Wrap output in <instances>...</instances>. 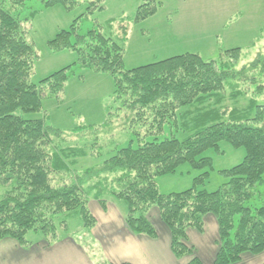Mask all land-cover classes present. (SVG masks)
<instances>
[{
  "label": "trees",
  "instance_id": "16d2710c",
  "mask_svg": "<svg viewBox=\"0 0 264 264\" xmlns=\"http://www.w3.org/2000/svg\"><path fill=\"white\" fill-rule=\"evenodd\" d=\"M25 1L0 0V182L11 187L0 200V241L9 238L30 248L34 242L27 237L35 232L46 237L49 244L55 243L67 229V222L57 219L74 211H79L85 228L92 229L97 220L89 203L97 201L106 209L113 198L126 206L127 227L136 235L152 239L158 233L148 215L157 208L170 231L173 255L178 260L191 258L187 264H203L194 256L188 231L204 233L207 215L216 218L219 228L214 264H239L246 254L263 255L264 206H254L253 201L257 187L264 183V99L258 102L264 85L250 97L237 83L248 72L247 67L237 69L242 50H226L218 61L186 54L127 71L126 28L120 27L121 35L92 30L81 36L77 21L69 31L57 35L50 42L52 51H78L83 66L110 73L115 84L105 125L81 127L75 133L95 143L90 149L95 152L101 139L97 133L104 130L102 135H106L119 116L124 119L122 128L132 133L128 145L115 149L101 169L73 174L68 162L74 163L87 152L77 145L58 148L54 144L62 141L61 133L48 127L43 119H26L42 111L43 100L60 98L72 66L39 83L32 82L39 55L27 39L26 22L30 19L20 18ZM79 1L45 0L44 4L71 9ZM106 1L86 2L90 4L88 12L105 10ZM154 4L155 0H144L137 9L136 21L153 16ZM252 67L264 69V60L259 59ZM228 86L235 88L228 93ZM226 99L232 106H227ZM245 100L247 104L242 106ZM163 125L190 135L183 140L176 136L160 140ZM223 141L244 148L246 156L241 164L224 172L228 181L220 190L208 193L191 188L169 196L160 194L158 177L175 172L185 162H194L206 149L218 147ZM204 163L206 159L196 166ZM53 175L62 184L53 180ZM69 176L67 183L64 179ZM98 264L111 263L101 260Z\"/></svg>",
  "mask_w": 264,
  "mask_h": 264
},
{
  "label": "rangeland",
  "instance_id": "374dc122",
  "mask_svg": "<svg viewBox=\"0 0 264 264\" xmlns=\"http://www.w3.org/2000/svg\"><path fill=\"white\" fill-rule=\"evenodd\" d=\"M44 1L27 0L23 13H20L21 19H30L26 22L27 39L34 44L39 55L31 80L39 83L64 68L72 67L68 71V79L60 98L43 100L42 111L29 114L26 119H43L48 127L61 133L62 141L58 144L53 142L58 148L77 145L87 152V156L77 158L74 163L71 164V160L68 162L73 174L83 175L87 171L101 169L115 154V149L128 145L132 134L131 131L128 133L127 128H122L124 119L119 116L112 127L106 130V135H102L104 130L97 133L101 139L97 141L98 149L95 152L90 150L95 141L92 144L85 135L75 133L81 127L101 128L105 125L115 91L111 74L83 66L78 51H52L50 42L60 33L69 31L77 21L78 34L81 36L92 30L103 31L108 36L121 35L120 27L126 28L124 69L127 71L186 54H198L205 61H218L222 52L240 48L242 57L237 69L247 67L248 72L243 74L242 80L237 83L249 92L250 97L256 96L253 94L255 90L264 85V69L252 67L259 59L264 60V0H155V14L139 22L136 21L137 9L144 0H107L103 3L105 10L90 13V4L86 2L96 0H80L71 9L61 4L46 7ZM233 88L235 87L228 86L226 90L229 93ZM263 99L264 93L258 97V102L261 103ZM243 103L247 104V100L242 101V106ZM226 104L228 107L232 106L228 99ZM182 110H178L177 114ZM121 115L124 116L123 113ZM152 129L155 131L154 127ZM143 131L140 137L144 135ZM161 131L164 134L160 140L172 136L183 140L189 134L182 129L165 125L161 127ZM141 142L144 143V140ZM134 147H137V143H134ZM245 156L244 148H237L223 141L218 147L206 149L194 162H185L179 165L175 172L158 177V190L163 196L182 193L191 188L214 193L228 181L224 172L241 164ZM202 159H206L207 163L201 167L196 166ZM56 176L53 175V180L60 182V178ZM64 181L68 183L70 176L65 177ZM92 183L91 181L89 185L92 186ZM10 188L0 182V200ZM110 200L114 201V205L123 207L126 213L123 201L110 198L108 202ZM253 204L257 207L264 206V183L257 187ZM62 220L67 222V229L64 233L59 231L60 235L71 236L87 245L91 244L90 236L85 233L91 229L85 228L79 211L60 215L57 221ZM237 225L238 217L235 219V226ZM206 231H209V241L215 229L207 225ZM43 237L42 234L31 232L27 238L35 242ZM93 255L99 260L102 256L97 246L93 248ZM243 259L239 264L264 262V256L250 254L244 255Z\"/></svg>",
  "mask_w": 264,
  "mask_h": 264
},
{
  "label": "crops",
  "instance_id": "0c3cea01",
  "mask_svg": "<svg viewBox=\"0 0 264 264\" xmlns=\"http://www.w3.org/2000/svg\"><path fill=\"white\" fill-rule=\"evenodd\" d=\"M109 201L103 209L97 201H91L89 208L97 224L91 231V244L63 236L61 240L49 244L46 237L34 242L30 248H23L13 239L0 241V264H98L105 260L111 264H187L191 258L178 260L171 250V234L160 218L157 208L151 209L148 218L157 229L158 237L149 238L134 234L125 221V210ZM205 231H188V242L195 250L194 256L203 264H214L219 250V228L212 215L204 217ZM207 225L215 231L208 241ZM101 251L100 260L93 255V248ZM261 256H264L261 255ZM244 258V256H243ZM244 260V259H243ZM243 262V261H242ZM264 264V262H263Z\"/></svg>",
  "mask_w": 264,
  "mask_h": 264
}]
</instances>
